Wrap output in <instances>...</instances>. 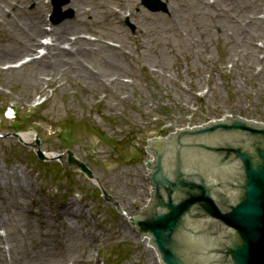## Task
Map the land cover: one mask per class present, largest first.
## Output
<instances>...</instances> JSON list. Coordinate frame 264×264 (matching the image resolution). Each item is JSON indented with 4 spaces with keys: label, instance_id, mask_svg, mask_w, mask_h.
I'll return each instance as SVG.
<instances>
[{
    "label": "rangeland",
    "instance_id": "1",
    "mask_svg": "<svg viewBox=\"0 0 264 264\" xmlns=\"http://www.w3.org/2000/svg\"><path fill=\"white\" fill-rule=\"evenodd\" d=\"M74 1L93 18L92 26L76 33L117 43L127 53L124 57L121 49L114 50L106 53L111 57L95 58L101 64L80 63L123 88L99 89L57 70L52 76L35 72L33 84L27 80L28 66L11 73L0 70V172L12 169L31 184L26 197L12 198L0 173V214L12 210L6 226L0 225V249L8 264L40 256L46 264H155L125 216H137L149 197L147 141L226 115L264 125V36L253 31L245 43L236 34V26L260 21L256 18L264 16V2L247 6L248 0H210L203 10L207 0H161L168 13H153L140 0H70L61 8L67 19L52 26L44 21L52 8L44 4L43 27L71 21ZM25 6L31 12L35 2ZM13 34L0 23V52L15 44ZM115 55L126 62L106 67V57ZM25 57L0 55V66ZM10 110L15 119L6 118ZM15 132L32 133V142L36 137L45 154L71 151L95 180L66 171L57 161L41 162L31 147L7 137ZM100 189L124 213L105 201ZM69 200L83 211V218L70 220L73 238L55 217ZM19 205L24 212L15 211ZM42 213L50 218L43 226ZM49 237L52 249L44 247Z\"/></svg>",
    "mask_w": 264,
    "mask_h": 264
},
{
    "label": "water",
    "instance_id": "2",
    "mask_svg": "<svg viewBox=\"0 0 264 264\" xmlns=\"http://www.w3.org/2000/svg\"><path fill=\"white\" fill-rule=\"evenodd\" d=\"M68 1L53 0L54 21ZM32 147L45 160L38 140ZM146 150L154 157L146 166L151 200L130 222L161 264H264L262 125L228 118L153 140ZM66 156L72 169L94 179L71 152ZM58 159L70 170L63 155Z\"/></svg>",
    "mask_w": 264,
    "mask_h": 264
},
{
    "label": "bare ground",
    "instance_id": "3",
    "mask_svg": "<svg viewBox=\"0 0 264 264\" xmlns=\"http://www.w3.org/2000/svg\"><path fill=\"white\" fill-rule=\"evenodd\" d=\"M13 1L20 7L9 3L8 0H0V22L7 23V26L12 29L15 33L13 34V36L15 37L13 38L15 44L10 45V47L7 48L5 51L0 52V55L3 58H14L20 55H25L26 57L32 58L29 60L28 63L24 65L22 64V66H19L16 69H10L7 72L11 73L13 71H19L22 67L28 66L30 67V70L27 74V80L33 84L37 82L35 78V72H43L44 70H46V73H51V75H45L52 76L53 72L57 70L56 73L61 76H72L78 81L92 84L95 87H98L99 89L109 90L112 87H116L118 89L123 88L121 86L122 84H120L117 80H115V86H113L110 80L105 78V76H102L100 72L91 71L89 67L86 66V64L80 63V61L86 62L89 60H96L97 63L101 64L99 59H95L97 56L99 57L100 54L115 53V49L109 46L107 47L104 43L101 42V40L96 43H91L90 41H87L83 38H74L72 40L69 37L70 34L71 36H77L80 33L76 32H78L80 29H86L88 26H92L91 22L93 18L89 19L90 14L84 9V7H81V5L83 4L77 5L74 1L72 4V7L74 8V18L71 21L63 22L60 25L55 26L51 29L50 33H46L42 25V12L45 8L40 3V0ZM31 1L35 2V8L31 12H29L27 11L26 6L24 7V5L30 3ZM78 1L80 0H76V2ZM255 4V0H248L246 3L247 6H253ZM122 7L123 9L125 8L124 5H122ZM207 8V5H203V7L200 6L199 9L206 10ZM142 15L147 16V18L150 17L149 15H146L144 13H142ZM135 17L136 19L139 18L137 16ZM19 23H21V27L19 26ZM249 23L251 24L245 23L243 26H236V34L242 36V40H244L245 43L246 41L253 39V31H256L258 37L264 36V27L262 25L264 21H251ZM44 36L45 38L46 36H49L48 41L44 44L45 53H43V55L37 56L35 55V48L40 45L39 39H42V37ZM252 51L253 53H255L254 50ZM119 54L124 57L127 55V53L124 52L123 49L120 50ZM107 56L111 57L110 55ZM115 57V59L114 57H112L113 59L106 57L104 65H106V67H110L113 66L112 63L114 62L121 64L123 61L126 62L127 59L117 55H115ZM247 60L254 61L255 59L254 57H247ZM243 62H245V60H243ZM243 62L242 64L244 65ZM14 63L15 62H11L10 64ZM32 140V133H25L20 135V141H22L23 143L29 144L32 142ZM46 157L48 159H54L56 158V155L47 154ZM0 173L3 177L6 189L11 188L12 198H17V196L23 198L29 194L31 184L28 178H20L18 174L12 169H5ZM14 209L16 212H24V208L21 205L14 207ZM7 211L8 209H5V216L3 215V213L2 215L0 214L1 227L6 226L7 218L12 213V210L8 211L9 214ZM40 217L41 219L39 224H42V226L46 224L47 221L50 219L46 213H42ZM55 217H59L57 223L59 224V227L66 232L68 238H73L71 235L72 229L70 226V220L76 217L83 218V211L81 207H75L73 202L69 200L64 204L63 207L60 208L59 214H55ZM2 238L0 237V247L3 241ZM49 238V243L44 244V247H46V249L53 248V239L52 237ZM141 241L146 245L148 241V244L150 246L148 237H142ZM148 248L151 250L153 262L155 264H159L160 260L155 249L152 250L150 247ZM58 254L60 255V253ZM61 258L63 261V257ZM0 264H8L7 259L3 255V251L1 249ZM12 264H46V262L43 260V257L40 256L28 259L25 258L24 260L22 259V261L18 263L14 262Z\"/></svg>",
    "mask_w": 264,
    "mask_h": 264
}]
</instances>
